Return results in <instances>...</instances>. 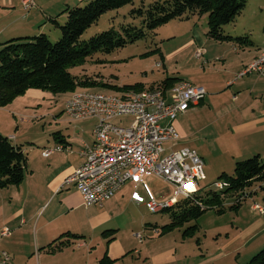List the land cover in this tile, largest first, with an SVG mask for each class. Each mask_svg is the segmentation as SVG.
I'll return each mask as SVG.
<instances>
[{"label": "crops", "instance_id": "crops-1", "mask_svg": "<svg viewBox=\"0 0 264 264\" xmlns=\"http://www.w3.org/2000/svg\"><path fill=\"white\" fill-rule=\"evenodd\" d=\"M85 1L87 0H36L35 6L26 10L22 0H0V45L12 38L34 36L35 33L41 32L58 38L61 30L53 20L57 19L59 23H63L67 18L64 10ZM257 20L258 26L248 23L240 31L233 28L230 30L234 33H227L233 36L241 32H245L244 35L250 34L251 44L240 45L234 41L218 40L210 35L203 38L196 29H193V34L190 35L192 37L173 50L172 55L176 52V55L184 52L192 54L196 64L193 65L192 70L189 68V71L185 72L180 69L176 71L178 73L173 72V76H167L177 77L178 81L186 80L202 85L206 88L207 94L194 108L177 117L176 126L181 135L178 141H182V145L179 147L178 141L175 143L167 141L165 143L171 145L168 147L164 145L166 151L185 146L191 147L204 160V167L209 159L215 160V154L220 157L225 155L233 162L256 154L264 157V78L257 73H250L236 79L237 73L252 62L264 46V13ZM261 24H263L262 30ZM199 50L202 53L197 56ZM162 57L165 58L162 61L167 66L166 56L162 54ZM50 96L49 91L31 88L7 106L16 108L15 103L31 98L35 101L28 104L25 110L34 108L37 111L35 113H38L42 100ZM20 110L24 111L22 108ZM67 121L68 123L61 122L57 129L53 128L51 134L33 138L26 145L21 143L24 138L19 136L18 132L8 134L0 130V133L10 137L14 143L22 144L27 156V169L22 183L0 188V230L5 226L12 230L10 236L4 237L6 240L2 242L3 246L0 243V249L11 253L14 264H98L100 257L96 256L93 259V252L88 250V253L86 252L89 242L83 241L84 239L78 242L79 250L84 253L83 257H75L73 254L67 257L63 252L57 254L58 252L53 253L42 248L65 232L86 236L88 230L77 226L83 212L92 213L91 231L102 232V235L94 237L104 241L109 235L115 240L117 232L122 227L108 224L111 216L108 215L105 207L115 200H122L132 189H137L142 182H146L152 173L146 172L136 185L134 184L136 182L128 181L117 192L115 198L107 200L103 206H86L74 185L61 186L64 180L84 162L80 150L85 144L94 143L97 120L84 118ZM17 126L18 129L19 125ZM56 144L71 145L72 151H57L49 156L43 155L45 148ZM214 169L219 174L226 172L222 165H218V168L215 166ZM175 196L176 193L161 203L167 201L174 203ZM25 209H28L26 214H24ZM22 215V219L17 218ZM106 230L113 231L104 235ZM62 240H67V237H63ZM242 246H231V249L222 254L206 256L203 253H196L193 258L199 261L191 264H240L241 250L244 247ZM256 246L257 244L249 248L246 256L252 257L263 245ZM223 249L227 250V247L223 246ZM108 252L109 258L114 261L112 264L124 262L129 257H136L133 253L140 258L136 259L137 264H182L183 262V259L179 260L176 257L174 249H167L165 252L149 251L147 248L136 249L133 252L109 249ZM226 254L232 255V258L228 262L221 261L220 259ZM72 256L73 259H70Z\"/></svg>", "mask_w": 264, "mask_h": 264}, {"label": "rangeland", "instance_id": "rangeland-1", "mask_svg": "<svg viewBox=\"0 0 264 264\" xmlns=\"http://www.w3.org/2000/svg\"><path fill=\"white\" fill-rule=\"evenodd\" d=\"M153 1L155 0H134L133 3L109 10L84 32L81 39L88 40L100 32L114 28L126 39H129L127 32L124 31V27L132 25L142 29L144 35L135 41L127 42L125 45L111 52L99 50L76 65L70 66L69 70L73 75H77L83 79L89 77L100 82L97 85L78 87L76 90L91 89L103 92H118L119 89L104 86L102 83L121 88L124 85L142 82L147 87L155 82L159 83L160 81L161 83L166 77L173 76V72L178 73L176 71L180 69H183L185 72L189 71V68L192 70L191 68L196 64L192 54L184 52L183 54L176 55L177 52L175 51L176 53L172 55V52L180 44H184L192 37L190 35L193 34V29H196L203 38L209 36V14H195L183 19H172L166 24L151 30L144 25L143 17L138 15V13H132V11L138 8H147ZM87 3L85 1L78 5L84 6ZM262 13H264V0H249L243 12L234 21L225 24L223 29L225 33H228L232 32L230 29L233 28H237L240 31L248 23H254L258 26L257 18ZM263 24L260 26L261 30ZM51 26L54 27V25ZM243 33L245 32L237 35H244ZM35 35L38 34L35 33ZM60 36L58 38L53 35L49 37L53 42H56ZM162 54L166 56L165 64L167 66L162 61L165 59L162 57ZM168 54L170 55L168 56ZM157 62H162L161 68L156 67ZM71 93L70 91L58 94L51 93L49 98L42 100L38 113H35L37 111L34 108L27 109L28 111L25 110L28 104L30 105V103L35 101L31 98L22 99L21 103L18 104L15 103L14 107L16 108L8 106H5V108L0 107V130L8 134L18 132V135L24 138L21 143L25 145L33 138L45 137L46 134H51L52 129H57L61 122L68 123L67 120L70 121L69 117L63 112V109L65 101ZM20 108L24 109V111H21ZM130 121L131 117H128L124 120H117V123L127 126ZM17 125H19L18 129ZM181 143L182 141H178V146L182 145ZM164 145L168 147L171 144L165 143ZM176 148L178 147L176 146ZM170 151L171 149H168L162 153L161 157H164ZM214 157L215 160L209 159V162L205 163L204 171L207 177L205 180L199 182L200 187L207 186L210 188L209 186H211L210 189H216L214 182L218 181L222 172L220 174L216 172L215 166L218 168V165H222L225 169L224 171L228 174L234 173L236 161L233 162L225 155L220 157L218 154H215ZM134 184L136 185L137 183ZM262 185H264L263 181H256L249 190L252 191L254 188H257L255 192L248 196L237 208H230V205L234 201V195L229 194L227 195V199L224 200V212L220 213L218 212V208L212 207L207 209L197 220L191 219L181 226L164 231L162 227L172 220L171 213L163 210L153 211L149 208L148 202L161 203V201L169 199L175 193L177 195V189L163 178L151 173L146 182H142L137 189H132L122 200H115L111 205L105 207L108 215L111 216L108 224L120 225L122 227L117 232L115 240H112L109 235L106 236L107 238L104 241L94 237L102 235V232L101 230L100 232L91 231L90 216L92 213L83 212L77 226L83 230H88L86 236L80 234V238H74L71 244L65 246L57 254L63 252L67 257L70 254H73L75 257H83L84 253L79 250L80 243L78 242L84 239L83 241L87 240L89 242V246L85 249L86 252L87 250L93 252V259L96 256L100 257L98 264H100L105 255L109 256V249H113V251L133 252L136 249L141 250L144 248H147L149 251L163 252L167 249H174L176 257L179 260L183 259L182 264H191L199 261L193 258L196 253H203L206 256L222 254L231 249V246L238 247L246 244L244 247L242 246L243 248L241 247L242 256L240 258V264H245L250 259L248 257H251L246 256L249 248L256 244V247L260 245L264 247V214L253 208L255 203L264 206V187ZM116 195L117 193L109 200L115 198ZM22 208L24 209V207ZM27 211L28 209H25L24 214ZM22 217L23 215L17 218L22 219ZM194 224H198L199 227L191 234L184 235V230ZM261 229L263 230L260 231ZM138 233L142 235V238L137 236ZM5 240L6 238L3 237L0 243L2 244ZM223 246H226L227 250H224ZM219 248L220 250H218ZM133 255L136 257H129L128 260L124 262L119 261L116 264H137L136 259L140 258L136 253H133ZM231 258L232 255L226 254L220 260L228 262ZM70 259H73V256ZM112 263L114 261L110 264Z\"/></svg>", "mask_w": 264, "mask_h": 264}, {"label": "trees", "instance_id": "trees-1", "mask_svg": "<svg viewBox=\"0 0 264 264\" xmlns=\"http://www.w3.org/2000/svg\"><path fill=\"white\" fill-rule=\"evenodd\" d=\"M249 0H155L147 8L134 9L143 17L144 25L154 30L172 19H183L190 15L208 13L209 35L218 40L234 41L240 45L251 44L249 35L233 36L224 32L223 26L236 19L246 8ZM87 4L69 6L64 11L67 18L63 23L53 21L59 26L61 36L53 42L47 33L35 36L16 37L0 45V107L9 105L15 98L28 89H41L53 94L74 92L78 87L100 84L89 77L83 79L73 75L69 67L76 65L97 51L111 52L135 41L144 35L142 29L128 25L124 27L129 39L114 28L100 32L88 40H82L84 32L96 23L109 10L120 8L134 0H87ZM135 15V14H134ZM133 31V33H131ZM178 81L177 77H167L161 83L170 87ZM113 89L131 88L143 90L146 86L140 82L133 85L118 86L102 83ZM154 84L151 85L153 87ZM27 169V156L22 144L0 133V188L18 185L24 180ZM227 181L223 189L200 187L194 198H180L163 211L171 213V222L165 224L164 231L181 226L191 219L199 218L207 209L215 207L218 212L225 211L224 200L234 195L230 208H237L244 200H238L249 191L256 181L264 182V157L256 154L235 164L233 174L223 172L218 181ZM264 187V185H262ZM254 188L251 193L255 192ZM162 211V210H161ZM198 224L188 226L184 235L191 234ZM109 231L106 230L104 235ZM67 237V240H62ZM81 236L65 232L42 249L49 252L61 251L71 244V238ZM54 244V245H53ZM112 260L105 255L100 264H110ZM245 264H264V247L259 249Z\"/></svg>", "mask_w": 264, "mask_h": 264}, {"label": "built area", "instance_id": "built-area-1", "mask_svg": "<svg viewBox=\"0 0 264 264\" xmlns=\"http://www.w3.org/2000/svg\"><path fill=\"white\" fill-rule=\"evenodd\" d=\"M35 3L36 0H22L26 10L33 8ZM201 53L199 50L196 55ZM162 65V62L156 63L157 68ZM250 73L264 78V46L260 54L237 73L236 79ZM206 94L204 86L186 80H179L170 87L158 83L143 90L122 88L118 92H103L84 89L72 92L65 101L64 112L72 121L95 118V141L80 150L84 162L61 187L74 185L86 206H103L128 181L139 183L146 172H152L177 189L174 203L148 202L153 211L175 204L180 197L194 198L200 190L199 182L206 179L200 154L185 146L161 156L166 151L165 142L175 143L180 139L177 117L194 108ZM128 117L131 121L127 126L117 123V120ZM57 151H72V147L56 144L45 148L43 155L49 156ZM214 183L216 189L228 185L223 180ZM251 192L238 200H244ZM253 208L264 214L263 205L255 203ZM11 234L9 227H3L0 240ZM137 236L142 238L139 233ZM0 264H14L9 251L0 250Z\"/></svg>", "mask_w": 264, "mask_h": 264}]
</instances>
